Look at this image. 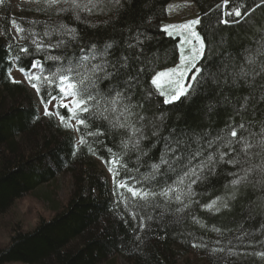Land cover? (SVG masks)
Instances as JSON below:
<instances>
[{
  "label": "snow or ice",
  "instance_id": "6c2138e0",
  "mask_svg": "<svg viewBox=\"0 0 264 264\" xmlns=\"http://www.w3.org/2000/svg\"><path fill=\"white\" fill-rule=\"evenodd\" d=\"M43 3L39 11L52 10L75 24L61 21L49 28L46 21H29L31 27L25 29L12 19L15 32L28 43L21 44L11 27L5 29L10 39L8 76L25 59L43 55L18 71L37 92L45 117H56L61 126L77 132L86 130L74 145V156L85 147L92 155L101 148L108 153L114 203L129 213L135 241L143 243L140 232L159 227L167 217L179 224L185 214L191 215L204 227L193 214L194 206L215 216L231 213L244 200L245 219L259 216L261 222L255 230L241 223V235H264V19L254 16L264 0L251 5L222 0L216 5V24L205 26V13L159 26L160 34L174 41L171 53L153 43V15L129 18L136 0ZM142 7L152 8L153 0ZM173 7L169 4L167 10ZM90 16L105 18L93 22ZM38 24L44 25L42 32L35 31ZM81 24L106 35L89 37ZM219 25H243L244 31L229 38ZM169 55L175 56L173 65L157 70ZM36 69L39 73L32 71ZM196 99L203 103L196 113L201 119L193 126L180 106H191ZM221 113L225 119L217 127ZM109 139L114 147L107 144ZM221 176L227 179L220 194L201 203L207 196L203 189ZM120 215L123 219L124 213ZM211 230L221 231L215 226ZM255 243L264 247V240ZM192 246L208 249L206 243L193 241ZM210 252L224 253L225 248ZM227 255L264 261V251L236 253L229 248Z\"/></svg>",
  "mask_w": 264,
  "mask_h": 264
},
{
  "label": "trees",
  "instance_id": "16d2710c",
  "mask_svg": "<svg viewBox=\"0 0 264 264\" xmlns=\"http://www.w3.org/2000/svg\"><path fill=\"white\" fill-rule=\"evenodd\" d=\"M29 1L32 6H20L15 18L8 1L0 2V220L10 218L14 213V206L28 196L52 202L53 214L48 219L38 221L32 231H22V226L15 224L11 229L13 233L9 244L0 246V264H117L120 258L125 259L128 264H264V261L255 256L227 255L229 248L236 253L242 250L264 251V247L255 243V240H264V235L258 234L254 239L241 235V223L245 229L255 230L261 222L259 216L253 221L245 219L247 200L236 204L231 213L222 212L215 216L194 206L193 214L203 221L204 227L193 222L191 215L185 214L184 220L179 224L171 223L172 218L167 217L159 227L153 225L149 230L140 232L143 243L135 241L132 231L135 226L129 213L123 206L117 208L114 203L117 197L113 195V178L105 163L109 158L108 153L101 148L97 155H92L85 147L74 156V145L86 130L81 127V131L77 132L74 128H65L56 117L49 118L40 114L34 94L23 82L13 83L14 77L8 76L7 45L10 39L5 34V29L14 28L15 25L10 24L12 19L21 22L20 26L25 29L31 27L29 21H46L49 28L61 21L69 26L75 24L52 10L39 11L44 7L43 0ZM170 1L153 0V7L145 8L142 5L147 0H136L134 10L129 13L132 20L139 16L153 15L150 31L157 37L153 43L160 49L169 50V53L174 41L161 35L158 27L166 18ZM194 1L198 6L199 16L208 14L203 19V24H216L220 16L216 5L222 3V0ZM245 2L252 4V0ZM254 16L264 19V7L257 9ZM104 18L89 17L93 22ZM122 24L123 21L117 26ZM43 27L44 25L38 24L35 31L42 32ZM79 28L89 37L106 35L103 30L94 33L83 24ZM218 30L230 38L242 34L244 26L219 25ZM17 40L21 44L28 43L27 39L20 37ZM32 59L42 60L43 55L25 59L17 67H13L12 71L18 70V67L29 69ZM174 61L175 56L169 55L157 70L171 67ZM37 98L39 99L38 94ZM202 103V100L196 99L191 106H180L186 110L188 122L193 126L201 119L196 113ZM60 111L67 115L66 109ZM224 119L225 114L221 113L217 127L222 126ZM72 123L75 124V120ZM106 142L114 147L113 140ZM60 174H68L72 185L70 194L61 202L57 200V192L52 189L58 188ZM226 179L221 176L207 185L203 189L207 196L201 198V203L210 202V199L220 194ZM120 213H124L123 219ZM125 220L128 222L125 223ZM10 221L12 223L11 219ZM213 226L221 231H212ZM137 231L140 230L137 228ZM217 240L220 241L218 245ZM249 240H252V246H249ZM193 241L206 243L208 249L194 248ZM213 247H223L225 252L212 254L210 249Z\"/></svg>",
  "mask_w": 264,
  "mask_h": 264
},
{
  "label": "rangeland",
  "instance_id": "374dc122",
  "mask_svg": "<svg viewBox=\"0 0 264 264\" xmlns=\"http://www.w3.org/2000/svg\"><path fill=\"white\" fill-rule=\"evenodd\" d=\"M11 6L12 16L15 18L20 11L21 5L32 6L29 0H7ZM174 7L169 12L167 10L166 18L161 25L167 23H179L188 19H193L199 16L198 6L194 0H171L170 3ZM168 4V5H169ZM34 6V5H33ZM1 18V9H0ZM1 20V19H0ZM13 36L17 39L20 37L15 32V26L12 29ZM37 70V69H36ZM35 70V71H36ZM34 71V72H35ZM32 92V91H31ZM33 93V92H32ZM58 188L54 189L57 192V200L64 201L70 194L72 185L71 177L68 174H60L58 176ZM34 197V196H33ZM25 197L14 206V213L5 220H0V246L9 244L10 236L13 233V227L19 223L22 226V231H32L42 218L48 219L52 216V202L41 201L37 198ZM12 220V223L10 221ZM10 264H25V263H10ZM117 264H128L125 259L120 258Z\"/></svg>",
  "mask_w": 264,
  "mask_h": 264
}]
</instances>
